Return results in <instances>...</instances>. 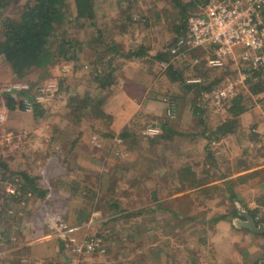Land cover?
Segmentation results:
<instances>
[{
    "label": "rangeland",
    "instance_id": "rangeland-1",
    "mask_svg": "<svg viewBox=\"0 0 264 264\" xmlns=\"http://www.w3.org/2000/svg\"><path fill=\"white\" fill-rule=\"evenodd\" d=\"M1 1L6 5L0 9V31L4 18L19 17L27 0ZM68 2L71 5L69 21L58 27L54 41L60 42L64 35L72 38L77 53L74 59L60 63L56 72L44 79L40 72L32 71L20 80L0 56V102L2 103L0 105V163L3 161L8 163L12 170H24L36 176L40 187L47 189L45 197L28 194L20 200L8 199L4 192L10 195L15 193L20 178L14 184L10 183L8 180H12L14 176L0 168V212L6 211L0 217V264H39L43 261L69 264V258L66 257L61 246L63 242L58 228L79 239L86 235H96L104 241L107 248L106 254L82 258L81 264H241V257L236 255L240 245L236 243H231V246H229L230 243L220 245L219 233L216 232L214 223L210 221L216 213L231 212L232 202L229 199H232L231 195L226 199L224 192L218 193L216 195L218 199L214 202V199L205 201L204 195L186 193L173 201L175 209L183 210L184 218L177 216L176 213L168 212V216L162 221V216L157 212V214L153 213L154 220H160L155 221L154 224L150 223L149 218L152 213L145 211L140 214L135 213V207H144L155 194L151 193V185H146V178L134 179L129 176V173H138V170L140 173H155V178L152 179L156 183L157 179L161 181V175L165 170L167 173L178 170L185 158L177 156L172 158L169 154H165V151L176 147L174 139L191 137L188 135L189 132H195L194 137L203 138L204 126L199 122V116L195 117L193 130L180 135L176 134L170 143L160 142L156 146H151L150 142L140 138V135L144 134L141 130L133 129L131 132L128 131L138 137L130 136L127 144L120 143L121 145H117L119 149L113 150L115 136H112L111 140L104 137L110 134L107 126L111 119L108 115L111 112L120 114L126 109L116 108L122 107V102L117 103L108 98L107 92L101 90L96 77L100 69L103 75L111 70V67L107 66L106 56L112 57L109 59H112L116 65L112 74L114 80L119 81L120 85L124 83L123 76L133 72L138 64L151 65L155 75L163 78L161 80L163 89L159 92V100L163 101L164 97L169 95L178 96L179 93H187V96H184L186 98L184 104L189 111L194 110L198 104L193 99L196 93L188 91L179 82H175V85L170 87L171 83L162 77L163 73L165 74L170 66H174L176 70L184 73L186 80L191 77H201L205 80V77H202L205 71H208L211 77V80L207 78L209 81L223 77L219 84L205 92L202 97L203 116L209 127H215L225 119L224 109L228 101V98L216 99L212 96V91L233 81L236 84L237 93L246 95V103L249 107L241 116V132H239L241 136L237 137L242 143L239 144L240 153L249 148L247 140L251 137L248 133L253 125H256V129L264 131V111L258 102L259 96L250 92L246 81H241L231 66L225 69H213L203 60L199 63L201 64L199 69L196 70L194 66L198 64L192 65L191 60L196 56L204 58L206 53L204 54L203 49H196L176 62L156 60L158 53L170 46L178 36L176 25L181 21L180 9L171 0H95L97 21L106 35H113L116 37L114 39L121 43L123 33L115 36L110 32L115 30L118 32L119 29L112 28L116 23L123 22L126 27L127 42L132 43L135 49L137 46H144L145 56L142 59L132 58L131 61H128L123 54L124 48L120 47L121 44L114 45L115 50L102 43L92 46V37L98 35L97 27L88 22L85 24L77 22L75 1L68 0ZM128 8L130 11L133 10L134 19L123 17ZM115 19L117 21L114 25ZM123 45L126 46V44ZM208 67L212 69L208 70ZM52 79L58 81V89L44 103L46 109L42 116L35 117L33 113L19 107L11 111L3 105L4 95L1 91L4 86L22 81L32 87ZM180 98L182 97L177 98V112ZM86 99H92V102L91 104L88 102V105L82 108ZM98 101H101V104H98ZM120 110L121 112H118ZM177 112L174 118L167 119L165 115L163 119L157 120L158 123L163 120L172 121L177 118ZM164 113L166 114L165 111ZM153 121L149 119L148 122ZM94 135L105 143L109 142L106 149L111 155L108 157L105 156L107 152H101L97 155L99 160L97 163L89 161L94 148L91 142ZM260 137L255 140L260 145L252 148V151L256 153L264 148V139ZM134 144L140 147L129 149ZM170 144L173 147H169ZM116 150L121 154H115ZM220 159L224 161L212 165L214 169L209 171L208 168V173L212 171L219 176L232 169L237 171L243 164L240 160H234V162L229 160L230 163H227L225 158ZM189 167L192 168L193 165ZM206 167L199 160L198 168H203L202 172L207 171ZM108 174L112 177L107 178ZM7 176L9 179L5 180ZM248 192V189L243 190L240 195L245 197L243 199L245 203ZM157 195L160 197L161 193ZM3 200H8V203L3 205L1 203ZM226 201L228 203H225ZM111 202L118 203L122 209L134 215L123 216L117 221L109 222L108 219L117 214L114 209L108 208ZM200 202L203 203L199 205ZM192 214L204 215L208 220L190 221L188 216ZM51 215L59 217L60 226L57 229L50 223H43L51 218ZM232 218L231 215V222ZM224 230L225 228H222L223 233ZM166 232L167 236L164 235ZM226 236L232 239L231 235ZM120 238L124 240L123 243L119 241ZM226 255H229L228 258Z\"/></svg>",
    "mask_w": 264,
    "mask_h": 264
},
{
    "label": "trees",
    "instance_id": "trees-1",
    "mask_svg": "<svg viewBox=\"0 0 264 264\" xmlns=\"http://www.w3.org/2000/svg\"><path fill=\"white\" fill-rule=\"evenodd\" d=\"M75 1V8H76V14H75V20L81 24H85L88 22L90 25H93L97 27L98 29V35L93 36L91 39V45L95 46V44H105L108 46V48H112L115 50L114 45L121 44L120 47L124 48L123 54H125V57L128 59V61H131L132 58L136 59H142L145 56V49L144 46H137L135 49L132 43L127 42V34H126V27L123 22L120 24L116 23V19L114 20V28L112 29H119L118 32L116 30L113 32L111 31V34H114L115 36L121 35L120 33H123V43L117 42L113 37V35H106V33L100 29V25L97 21V9L95 7V0H74ZM160 1V0H156ZM173 4L180 9V23L176 25V32L178 34L177 38L181 35L186 34L188 30V17L192 13V10L196 7V1L194 0H171ZM6 5V3L2 2L0 0V9L2 6ZM71 13V5H69L68 0H27V2L24 4L23 9L20 13V16L17 18H13L11 16H6L2 22V29L0 33V56L4 58L6 63L11 67L13 73L17 76L18 79L25 78L30 72L37 71L42 74V78L48 77L51 73L56 72L58 69L60 63H63L65 61H70L76 57V50L74 49L72 38L67 37L64 35L62 37V40L59 42L58 40L54 41V38L56 36V32L58 27L63 26L65 23H67L69 20V15ZM135 14L132 11H130V8L126 10L125 16L129 19H134ZM149 17V16H148ZM150 18V17H149ZM153 18V13H152ZM148 20V18L146 17ZM64 33H66V30H64ZM176 38V39H177ZM176 39L170 44V46L176 41ZM123 44H126L124 47ZM139 45V44H138ZM170 46H167L165 50L158 53L156 60H167L170 61L171 55L169 48ZM138 49V51H137ZM111 50V49H110ZM112 58V57H109ZM106 56L107 59V66L111 67L110 74H102V70L97 74L96 80L101 88H108L112 84L115 83V80L113 78L112 72L115 71L116 65L112 61V59H109ZM133 60V59H132ZM205 65V63H203ZM114 65V66H113ZM193 65V64H192ZM198 64L194 67H196V70L199 69ZM230 65H226L223 68H216V69H225L226 67H229ZM115 68V69H114ZM212 69V68H211ZM208 67V70H211ZM214 69V68H213ZM202 71V70H201ZM210 72V71H209ZM168 74H170V78L172 81L181 83L188 91H194L196 93L194 95V101H196L198 104L196 105L194 109V116L198 118L199 116V122L201 123L203 127L202 136H206L207 138L211 140H225L230 139V137H240L241 132L240 126H241V116L243 113H245L249 107L246 103V95L244 93H238L233 98H229L225 105V119L221 121L217 126L215 127H209L206 123L207 121L204 118V109L203 108V94L209 90H211L212 87H214L216 84H219L223 77H217L212 81H209L210 75L208 74V71H205V73H202V77H205V80H202L200 83H188L186 80V77L182 71L176 70L174 66H170L168 69ZM196 76V75H195ZM201 78V77H200ZM208 78V79H207ZM211 80V79H210ZM22 82V81H21ZM247 86L249 87V90L251 93L258 95V102H260L262 106V111H264V69H258L253 70L249 72V77L246 80ZM36 85H32L31 89L29 90H19L14 91L12 93L5 92L2 89V95H4L3 99V105L8 110H15L17 107L22 108V99L23 98H33V92ZM174 99H176L178 96H172ZM88 102H92V99H86L84 102V105L82 108L88 105ZM2 103L0 102V105ZM89 104V106H90ZM98 104H101V101H98ZM46 109V105L44 103H35L33 114L35 117H40L44 114ZM166 115V114H165ZM167 119H170L166 115ZM259 117H261L259 115ZM174 120V119H173ZM167 120H163L161 123L160 128L163 130V132L156 136H149L146 134L140 135V138L143 140H149L152 146H156L161 142V140L166 139H173L176 134H178L177 131L170 128ZM158 124V125H159ZM256 125H253L252 129H250L248 136L251 138H248V140L255 141L257 138L263 137L264 139V131L260 130L259 128H255ZM257 130V131H254ZM243 135V134H242ZM122 142L125 144L128 143V139L130 136H135L130 134L129 131H124L121 135ZM138 137V136H135ZM256 142V141H255ZM257 143V142H256ZM256 146H258L256 144ZM138 146V144H134V146H131L129 149H134ZM255 147V146H254ZM264 149V148H263ZM248 150V149H247ZM252 151V149L250 150ZM249 151V152H250ZM251 153V152H250ZM252 155V153H251ZM242 163V161L240 160ZM247 166V165H246ZM189 167V166H188ZM187 167V171H190L191 168ZM0 168L4 170V172L10 173L11 176H14L12 180H8L9 176H7L5 180H8L10 183H15L16 180L20 178V180L17 182L18 189L15 190V193L8 194L4 192L8 199H14V200H20L23 196H28V194H34L38 197H45L47 195V189H44L40 187L37 180L38 178L36 176L30 175L28 172L24 170L15 171L10 168V165L8 163H4L3 161L0 163ZM232 173H222L218 177H214L216 179L210 178H203L202 180L195 181L193 178V175L195 173H183L181 174L183 178L186 177V181H188V184H184L180 188H197L198 186L202 187V192L205 198H212L213 196H216L218 193L220 194L223 191H229L231 193L232 197H236L235 192L233 191L235 186H238V184H241V180H247L245 179L247 174L242 176L244 178L237 177L235 179H228L223 181V185L220 184H214L210 186H206L209 182H212L217 179H224L227 176H230ZM255 173H249V175H253ZM183 180V179H181ZM183 182V181H182ZM114 187V186H113ZM109 190H113V188H109ZM20 192V193H19ZM7 199V198H6ZM8 201V200H7ZM3 200L1 203L3 205H6L8 202ZM257 202H264V196L258 197ZM260 205V204H259ZM261 206V205H260ZM108 208L114 209V211L117 213L114 216H111L108 220L109 222L117 221L121 217H129L133 216V213H130L124 209L121 208V206L116 202H111L108 204ZM102 209V207H101ZM259 208L255 209H249V213L253 217H257L259 213ZM145 210L136 211V214H140L141 212H144ZM5 212H0V217H2ZM184 213V212H183ZM182 213V214H183ZM234 216H238V210L235 208L232 212ZM177 215V213H176ZM199 215V214H198ZM201 216V215H199ZM219 216V215H218ZM228 215H220L221 218H226ZM189 220L197 219V214L190 215ZM202 217V216H201ZM219 217V219H220ZM217 219V216L215 218ZM257 223L264 222V217L256 220ZM235 226V225H234ZM121 243L124 242L122 238L119 239Z\"/></svg>",
    "mask_w": 264,
    "mask_h": 264
},
{
    "label": "crops",
    "instance_id": "crops-1",
    "mask_svg": "<svg viewBox=\"0 0 264 264\" xmlns=\"http://www.w3.org/2000/svg\"><path fill=\"white\" fill-rule=\"evenodd\" d=\"M133 75H135V77H133ZM137 75L139 77H136ZM169 76L170 74H168V71H166L165 74L163 73L162 77L168 79V82L171 83V85L169 84V86L173 87L175 85L174 84L175 81H172V79ZM123 78H124L123 79L124 83L122 85L119 84V81H115V83L109 86L108 88L105 89L101 88V90L107 92L108 98L117 101V103L122 102L123 106L120 108L118 106L116 107L117 109H123V108L126 109V111L123 110V112L120 114L114 112H111L110 114L109 111L110 115H108V118H110L111 121L109 122V126H107V128L110 134L104 137L109 140L110 138H112V136H115V138L113 139V141L115 142L113 145L114 147H112L113 150L119 149L117 145L123 143L122 142L123 139L121 138V135L124 131L129 130L131 132L134 129L135 131L141 130L142 133H144L145 128L151 125H157L158 127H161L160 126L161 124H159L157 120L161 118L163 119L165 116L164 111L166 105L162 100H159L160 97L159 92L160 90L162 91L163 89L161 82L163 78L157 77V75H155L151 65L138 64L137 67L134 68L133 72L132 71L128 72L125 76H123ZM184 96H187V93L186 94L179 93L178 97H182V98L178 100L179 101V109L177 112L178 116L169 123L170 128L177 131L179 135L184 132H189L190 130H193V128H195L194 110L189 111V108L186 109V104H184V99L186 98H184ZM118 112H121V110ZM149 119H151V121L153 120L154 121L148 122ZM188 135L191 137L187 139L184 138L174 139L173 142L175 143L176 147L173 148V150L172 148H169V151H165V154H169L170 157L173 158L177 156V157L185 158V161L178 168V170H175L173 173L169 171L167 173V171L165 170L161 175L162 176L161 181H159L160 179H157L155 183V181L152 179L155 178V173H140V170H138V173H129V176H132V178L134 179H137L139 177L146 178V185L150 184L151 193L153 195L155 194L153 199H151L150 202L147 201L144 207L142 208L135 207V210L140 211L143 210L144 208L146 213H152L151 217H149L151 220L150 222L151 224H154L156 223L155 221L160 220V219L154 220L153 213L157 214V212L160 213V215L162 216L161 219L162 221L166 216H168L167 215L168 212L173 214L177 213V216L180 215L182 218H184L183 210H180L179 207H178L179 210L175 209L176 207L173 205L175 204L173 203V201L176 198H179V196L186 195V193L196 194L198 196V195H203V192L201 190L202 189L201 186L192 189L180 188L184 184H188L189 182L186 181V177L184 176L183 178L180 179L178 177H182L181 174L183 173H195V175H193L195 181L198 180L200 181L203 178H208V176L210 178L212 177L213 179H216L213 177V175L215 174L216 175L215 177H218V173L217 174L212 173V171L211 173H208V168L210 171L213 168L211 167L212 165L214 166L217 163L220 164L219 161H224L220 159L221 157L225 158L227 163H230L229 160L233 162L234 160H238V161L241 160L243 161L242 162L243 164L239 167L237 171H234L232 169L227 172V173H232L230 176H227L224 179L223 178L217 179L206 184V186H210L214 184L223 185L224 184L223 181L225 180L235 179L237 177L240 176L242 177L247 174L245 178L247 180L246 181L244 179L241 180V184H238V186H235L233 189V191L236 194V197H232V199L229 198L230 201L232 202V205H230L229 203L231 212L227 213V211H224L222 213H216V215L213 218H210V221L214 223L217 230L216 232L219 233V237L221 239L220 240L221 242L219 243L220 245L223 243L225 244L230 243L229 246H231V243L239 244L240 245L238 247L239 250L237 251L236 255L241 257L240 260L241 264H257L259 261L264 259V234H256L247 228L240 227L239 224L241 223L240 222L236 223V220L245 219L244 214L249 213V209H255L257 207L260 210L257 217H255V219L259 220L264 217V202H260V203L257 202L258 197L262 198V196H264V149H261V151L257 153L254 151H250L256 144L259 146L260 143L259 142L256 143L253 140H247L249 147L247 148L248 150L244 149V151L240 153L239 144L242 143L237 138L230 137V139L228 140L227 139L211 140L204 136L203 138L201 137L199 138V136L194 137L195 132H189ZM94 137H96V139L93 141ZM93 138L91 142L93 143L94 148L89 161L97 163L99 161L97 155L101 154V152L104 153L107 152L105 156L110 157L111 155L108 154L109 151L107 150L109 142L105 143V141H103L102 139L100 140L96 135H94ZM118 139L121 141H119ZM145 141L149 142V140H145ZM161 142L163 144H167L172 142V139L161 140ZM143 144L146 145V143H141V145ZM170 146L173 147V145L171 144L169 145V147ZM249 151L252 153V155ZM117 152L118 150L115 151V154ZM188 160H190L191 162H189ZM199 160H201L202 165L207 166L206 172H202V170H204L203 168L200 169L198 168ZM190 165H193V167L191 168L190 171H187L186 169ZM249 173H255V174L249 175ZM110 177L112 176L108 174L107 178ZM236 187H240V188L235 189ZM166 189H168V191ZM247 189L249 190V192L247 195L248 199L246 200L245 203V200H243L245 197H240V195H242L243 190H247ZM223 192L227 196L226 199H228L231 193L227 194V190ZM160 193L161 195L159 197L157 194ZM171 193L173 194L171 195ZM203 199L205 201L208 200L210 201L214 199L213 201L216 202L218 198L216 196H213L212 198L203 197ZM243 202L244 205H242ZM201 203L203 202H200L199 205ZM225 203L228 202L226 201ZM235 208L238 210V216H234L232 214ZM220 215H228V216L224 219L221 218ZM231 215L233 216L232 222L230 221ZM201 216L197 215V220H199V222L200 220L203 221L208 220L206 219V216L204 215ZM216 216L218 220H215ZM222 228H225L224 233L222 232ZM164 235L167 236L168 233L166 232L164 233ZM226 235H231L232 239H230L229 236ZM234 240H239V242H234ZM227 256L229 255H226V257Z\"/></svg>",
    "mask_w": 264,
    "mask_h": 264
},
{
    "label": "built area",
    "instance_id": "built-area-1",
    "mask_svg": "<svg viewBox=\"0 0 264 264\" xmlns=\"http://www.w3.org/2000/svg\"><path fill=\"white\" fill-rule=\"evenodd\" d=\"M195 10L188 17V30L179 36L170 46V61L182 60L187 54L203 49L205 57H194L193 65L205 61L209 67L223 68L230 65L241 81H246L249 72L264 69V0H194ZM167 65V64H166ZM200 77L187 79L188 83H200ZM31 89L30 84L14 82L4 86L5 92ZM58 89V81L52 79L34 88L33 98H23L22 108L32 113L35 103H45L50 95ZM236 84L233 81L212 91L218 100L236 96ZM166 115L174 118L177 101L171 95L164 97ZM161 133L160 127L151 125L144 134L149 136ZM96 137L93 138V141ZM121 141V140H119ZM121 154V152H117ZM127 154V153H126ZM124 155V154H123ZM14 192V190H12ZM43 221L56 229L60 226L59 217L51 215ZM55 218V219H54ZM62 238L63 252L69 258V264H81V259L105 255L106 245L100 236L86 235L79 239L70 236L67 231L58 228ZM39 264H57L43 261Z\"/></svg>",
    "mask_w": 264,
    "mask_h": 264
},
{
    "label": "water",
    "instance_id": "water-1",
    "mask_svg": "<svg viewBox=\"0 0 264 264\" xmlns=\"http://www.w3.org/2000/svg\"><path fill=\"white\" fill-rule=\"evenodd\" d=\"M245 219H237L236 223L240 222V227L247 228L256 234H264V222L257 223L255 217L249 213L244 214ZM257 264H264V259L259 261Z\"/></svg>",
    "mask_w": 264,
    "mask_h": 264
}]
</instances>
